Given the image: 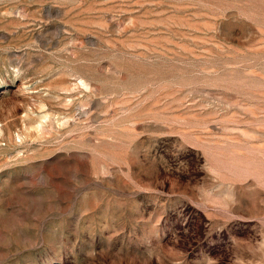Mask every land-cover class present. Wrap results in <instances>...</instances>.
<instances>
[{"label":"rangeland","instance_id":"obj_1","mask_svg":"<svg viewBox=\"0 0 264 264\" xmlns=\"http://www.w3.org/2000/svg\"><path fill=\"white\" fill-rule=\"evenodd\" d=\"M0 264H264V0H0Z\"/></svg>","mask_w":264,"mask_h":264}]
</instances>
